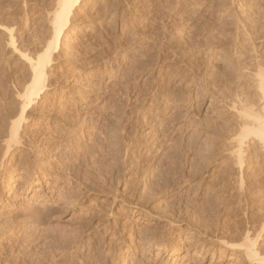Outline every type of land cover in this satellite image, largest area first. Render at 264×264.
I'll list each match as a JSON object with an SVG mask.
<instances>
[{"label":"rangeland","instance_id":"obj_1","mask_svg":"<svg viewBox=\"0 0 264 264\" xmlns=\"http://www.w3.org/2000/svg\"><path fill=\"white\" fill-rule=\"evenodd\" d=\"M171 1L172 3H170ZM177 1L85 0L82 9H79L77 15L73 17L64 39L65 46H61L59 52L53 55L54 67L50 74L52 76L50 88L52 97L49 100V106L35 107L27 117L29 120L27 123H30L29 127L37 131L38 135L41 132L42 135L39 136H42L43 139L48 135L44 142L48 140L50 142H45L49 143L46 146L42 140L40 141L42 143L39 142L40 144L37 145L40 150L44 149V153L43 149L41 150L43 154L48 152L47 156L43 157L40 152L36 155L43 158L45 165L54 162L55 166L57 162L55 157L59 158L60 162L64 159L62 163H59V166L63 165L61 171H65L67 174L71 171L72 174H65L59 182L53 183L47 181V176L43 177L42 173H31L33 181L28 184V180L24 177L26 176L24 174L25 169L19 164V161L25 160L26 157L23 155L26 156L27 151L25 154L23 152L16 153L14 157L8 155L11 161L6 165L7 167L5 166L6 169L0 171V245L4 246L3 249L6 251L5 253L3 250V255H0V264H26L20 259L17 261L15 255L18 253L13 252L12 254V249L10 252V247L7 246V239L14 238L15 234L18 233V237L21 236V238L26 239L23 240L25 243L21 239L22 249L27 248L26 250L31 255L27 264H31L34 260L37 261L38 257L42 259L40 264H43V235L41 232L33 233L28 225L21 221L23 218L20 220V224L9 222L8 219L13 216L14 211L21 204L27 205L30 202H40L46 197L58 198L59 196L63 207L61 212L54 215L50 225L58 234L64 233L66 235L65 231L66 233L69 232L71 236L80 233L82 242L86 244L92 242L93 247L90 248V251L86 248V253L89 255L88 264H236V262L241 261L240 251L232 250L231 246H222L223 256L219 257L220 253L218 252L213 257L212 247L216 241L222 238V234H219L216 227H214L216 232L211 229L206 230V225H215L217 222L218 224L222 222V225L229 219L231 221L235 219L244 221L241 212L237 214V217L227 215V209L238 205L237 196L231 197L234 192L238 191L237 179L232 181V186L227 188L229 190L221 189L224 183H222L220 176L225 169L223 167L230 158L229 152L234 146L231 144L232 142L228 141V137L232 136V129L235 127L234 110H229L224 106L227 105L226 101L229 99L226 100L224 97L230 94L228 97L233 95L232 98H235L238 82L236 66L240 67L246 62L253 66L255 61V59L254 61L250 60L253 57L248 56L249 51L247 47H243L244 43L240 42L239 45H236V28H233L232 22L235 21V17L241 15L249 21L247 25L245 24L249 29L246 28L249 30L248 32L254 30H252L253 33L251 31L252 37L256 39L253 41L257 42L254 44L255 46L261 44L260 51H263L261 55H264V49L261 50L264 48V6H262L264 0L228 1L227 5L230 8L232 5L233 9L215 5L219 0H214L216 3L213 0H211L212 2L207 0L210 1L209 6L211 8L203 6L204 2L201 4L203 0L200 2L199 0H186V5L185 3L184 6L182 5L183 7L187 6L182 9L185 10L186 15L183 11L184 14L181 12L185 17H180L182 16L180 12L176 13ZM56 2V0H0L1 118L4 114L12 113L19 108V104L14 98L16 96L15 89L27 80L25 77L28 74L27 65L13 51L10 45V36H8L7 31L5 32V29H14L16 44L23 52L26 49L40 52L42 46L44 51L49 41L47 39H50L52 33L50 16L54 12ZM175 2L177 3L176 6ZM191 3L195 5L194 8L190 5ZM170 5H172V9ZM193 10L195 11L194 14ZM236 10L240 11V14ZM229 11L233 13L231 14ZM258 12L263 14H256ZM169 13L172 14V18ZM202 15L207 16L204 18ZM179 17L189 21L182 24ZM69 34L72 36H68ZM188 35H190V39L191 36L194 39L192 38L191 41ZM168 36H172L171 39ZM218 38H222L223 43L221 41L219 43ZM184 39L187 42H192L186 43H190V48H188L189 45L183 46L186 42ZM172 40H175L176 43H171V46H168V41L173 42ZM237 47H239L238 54L234 52V48L236 50ZM160 51L162 52L160 53ZM165 53L166 56L164 57ZM197 56L201 59L206 58L207 61L201 60ZM249 57L250 59H248ZM165 58L167 59L165 60ZM194 59L198 60L197 63ZM250 61H253L252 64ZM240 62L241 65H239ZM234 63L235 68L232 66ZM245 82H241L243 84L241 86L244 87ZM154 92L159 96L160 102L157 101V105L153 103ZM222 93H225L226 96ZM222 98L225 100V104L220 102L223 100ZM218 99L219 102H217ZM75 111L77 112L75 113ZM3 112L4 114H2ZM75 116L77 117L75 118ZM1 118L0 123L2 122ZM102 119L108 120L104 122ZM93 122L96 131L91 128ZM229 124L233 128H229ZM89 128L94 132L90 131ZM220 128L226 132L221 131ZM53 130L57 135L60 134V131L64 132H61V137L60 135L57 136V138L59 137V141H57L59 144L56 142L57 145L54 144L55 139L52 135L55 136L56 133L54 134ZM97 130L105 134L102 136L99 132L96 134ZM88 133L96 134L95 137L98 139L94 136L90 137ZM119 135H122L121 139L118 137ZM71 138L72 140H70ZM119 139L121 143H118L120 141L117 142ZM0 145V157H2L4 147L2 144ZM51 145L57 146L56 148L59 150H54L56 148ZM78 145L82 146L81 151L77 147ZM111 145L113 148L110 147ZM228 145L229 148L226 149L225 146L228 147ZM68 149L70 152L67 151ZM71 151L74 153L73 157ZM36 155L29 154L30 161L35 160ZM261 155L259 154L258 158L257 156L252 157L250 164L246 166L244 177L246 176L247 183L243 180L244 187L249 186V183L251 185L260 184L258 183L259 179L261 180L260 169H264V156ZM209 156L212 157L211 160ZM73 158L75 159L73 160ZM70 163L75 167L70 166ZM41 164L42 162L39 161L38 165L42 167ZM64 166L69 167V169L72 168L68 172L69 169ZM151 166L153 169L155 168L152 172L148 175L140 174L138 177V168L145 172ZM50 167L53 165H50L48 169ZM56 167L58 168V166ZM162 170L169 172L171 182L165 183L161 180L163 179L161 173L164 172ZM121 172L124 173L123 176ZM154 173L157 174L156 179L159 181V183L156 181V186L149 184ZM172 173L175 174V177ZM232 173L236 172L233 170ZM251 173L254 175L252 178H250ZM158 177L160 178L158 179ZM179 180H181L180 184ZM58 186L63 188V192L53 191V188ZM235 189L237 190L235 191ZM261 201L264 202V194L258 197L254 201L255 203H251V206L254 204L251 208V214L264 217V206ZM174 220L176 224H179L176 225ZM172 221L173 224L170 225ZM10 225H13L14 229ZM252 234V237L257 235ZM241 239L230 241V243L242 244L244 241ZM83 250L85 251V248ZM238 264L244 263L239 262Z\"/></svg>","mask_w":264,"mask_h":264},{"label":"bare ground","instance_id":"obj_2","mask_svg":"<svg viewBox=\"0 0 264 264\" xmlns=\"http://www.w3.org/2000/svg\"><path fill=\"white\" fill-rule=\"evenodd\" d=\"M57 2H56V5H55V9H54V12L51 14V27H52V33H51V37H50V39H47V40H49L48 41V44H47V46L45 47V50L43 51V46L40 48L41 50H39L40 52H38L37 50L35 51H30L29 49H26L25 50V52H23V50H21L20 48H18L19 46H17V44H16V40H15V36H14V32H13V30L14 29H9V30H6L5 28V32L7 31V33H8V36H10V45H11V47L13 48V51L16 53V54H18L19 55V57H20V59L24 62V64H26L27 65V68H28V76L26 75V77H25V79H27L24 83H22L21 85L19 84L18 86H17V88L15 89L16 90V92H15V101L19 104V108L17 109V110H15L14 112H8V113H6V115L4 114V112L2 113V114H4V116L1 118L2 119V122L0 123V144H2L3 145V147H4V150L2 149V157H0L1 159H0V171H1V169H4L5 168V166L6 165H8L9 163H10V161L11 160H9V156H13L14 157V154H16V153H22L23 152V154H25L26 153V151H27V154H26V156H24L23 155V157H26L25 158V160H21V162L19 161V164H21L23 167H24V174L26 175V176H24V177H26V180H28V184H31L32 183V181H33V178L31 177V173H35V174H38V173H42L43 174V177H46L47 176V178H48V180L47 181H49V182H53V183H56V182H59L63 177H64V175L65 174H67V173H65V171L63 172V171H61V169H62V167H63V165L61 164V166H59V163H62L63 162V160H62V162H60V160H58L59 158H57V157H55L56 159H57V162L55 163V166H54V162H50L49 164L48 163H46L47 165H45V163H43V158H41V156H37L36 154L38 153V152H40L41 154H43L44 153V149L42 150L43 151V153H42V151L37 147V145H38V143L40 142V141H42L43 140V142H44V140L46 139V137L48 136V135H46V137H45V139H43V138H41L39 135L41 134V132H39V135H38V133H37V131H35V130H32L30 127H29V125H30V123H27V121H29L28 119H27V117L29 116V113L31 112V110H33L35 107H39V108H43L44 106L46 107V106H49L48 105V103H49V100L51 99V97H52V95H51V78H52V76L50 75L51 74V72H53V62H54V54H56L57 52H59L58 50L61 48V46H65V41H64V39H65V36L67 35V32H68V27L70 26V23H71V20L73 19V17H75L76 15H77V13H78V11H79V9H82V7H83V3H84V1L85 0H56ZM174 1V0H173ZM211 1V0H210ZM210 1H207V0H203L202 1V3L201 4H203V2H204V4H203V6H209L210 5ZM214 1V0H213ZM228 1H231V0H219V2H217V3H219V4H217L215 1H214V3H216L215 5H217V6H226V8H229V9H231L232 8V5H231V8L229 7V5H227L229 2ZM242 1V0H241ZM178 2V5H177V3L175 4V6H176V9H177V7H178V9H177V11H176V13L178 14V12H180V14H181V12L183 11L184 13H185V15H186V12H185V10H182V9H185L186 7H183L184 6V3L186 2V0H178L177 1ZM193 2V1H192ZM196 2H198V1H196ZM199 2H200V0H199ZM212 2V1H211ZM232 2H234V1H232ZM231 2V3H232ZM259 2V1H258ZM170 3H172V1L170 2ZM187 3H189V2H187ZM213 3V4H214ZM236 3V2H235ZM161 4V3H160ZM159 4V5H160ZM197 4V3H196ZM233 4V3H232ZM183 5V6H182ZM185 5H186V3H185ZM188 5V4H187ZM191 6H193V8H194V6L195 5H193L192 3L190 4ZM200 5V4H199ZM54 6V5H53ZM172 5H170V7H171ZM174 6V5H173ZM174 6V7H175ZM262 6H264V5H262ZM159 7V6H158ZM201 7H202V5H201ZM210 7V6H209ZM218 7V8H219ZM242 7V6H241ZM165 8V7H164ZM173 7H171V9H172ZM203 8V7H202ZM201 8V9H202ZM211 8V7H210ZM224 8V7H223ZM223 8H221V9H223ZM238 8V7H237ZM263 8V7H262ZM166 9V8H165ZM168 9V8H167ZM192 9V8H191ZM196 9V8H195ZM194 9V10H195ZM198 9H200V8H198ZM198 9H197V11H198ZM233 9V8H232ZM241 9V8H240ZM248 9V8H247ZM253 9V8H252ZM251 9V10H252ZM260 9V8H259ZM162 10V9H161ZM174 10V9H173ZM173 10H172V12H173ZM188 10V9H187ZM186 10V11H187ZM193 10V14L195 13V11ZM242 10V9H241ZM250 10V9H249ZM190 11V10H189ZM196 11V12H197ZM209 11V10H208ZM235 11V10H234ZM237 11V10H236ZM245 11V10H244ZM167 13H168V11H166ZM182 12V13H183ZM199 12V15H201V13H200V11H198ZM214 12H215V10H214ZM219 12V11H218ZM226 12V11H225ZM230 12V11H229ZM237 12H239V14H240V11H237ZM236 12V13H237ZM253 12V11H252ZM262 12H263V10H262ZM183 13V14H184ZM190 13V12H189ZM231 14L233 13V12H230ZM235 13V12H234ZM255 13V12H254ZM260 12H258V13H256V14H259ZM183 14H181L182 16H180V17H185ZM187 14H188V12H187ZM192 14V13H191ZM216 14V13H215ZM245 14V13H244ZM260 14H263V13H260ZM166 15H168V14H166ZM169 15H170V17H171V15L172 14H170L169 13ZM189 15V14H188ZM198 15V16H199ZM211 15H212V11H211ZM236 15H238V13L236 14ZM252 15V14H251ZM207 16V15H206ZM206 16L204 17L203 15H202V17H204V18H206ZM230 16V15H229ZM233 16V15H232ZM231 16V17H232ZM247 16V15H246ZM249 16V15H248ZM173 17H175L174 15H173ZM177 17V16H176ZM179 17V18H180ZM191 17V16H190ZM212 17V16H211ZM211 17H209V18H211ZM233 17H235V15L233 16ZM232 17V18H233ZM250 17V16H249ZM262 17H263V15H262ZM172 18V17H171ZM201 18V17H200ZM204 18H203V20H204ZM237 18V19H236ZM253 18V17H252ZM261 18V17H260ZM169 19V18H168ZM181 20H180V22H182V24H185L186 23V21H189V20H185V18H180ZM195 19V18H194ZM235 19V21L234 22H232L233 21V19H232V24L234 25H232L231 23V25L233 26V28L235 27L236 28V40H235V43H236V45H239V43L240 42H242V43H244V46L243 47H247V49H248V56H251V58L252 59H250V57L248 58V59H250V60H253L254 61V59H255V61H254V64H252V62L250 63V64H252L253 66H251V65H249V62L247 63H244V62H242V63H244L243 65H241V62L239 63V65H241L240 67H237L236 66V68H237V71H236V69H235V71H236V77L238 78V82H237V86H236V88H237V91H236V93H235V98L233 99L232 98V96L231 97H224V96H222V97H224V99H228L226 102H227V105L225 104V100L223 99V100H220V102L223 104H225L224 106L226 107V108H228L229 110L230 109H233L234 111V122H235V127L233 128V126H231L230 124V127L229 128H233L232 129V133H230V134H232V136L230 137H228L229 138V140L228 141H230V142H232L231 144H234V146H233V149L231 148V152H229V159H228V161H227V164H225V166L223 167V168H225L224 169V171H223V173H222V175L220 176V178H221V180H222V183H224V184H222L223 186H221L222 188V190H224L225 191V189H227V188H230V186H232V181H235L236 179H237V183H239V187H238V191L235 193H231L230 195H231V197H236L237 199H238V205L236 206V207H234V208H230V209H227V215H230V216H233V217H237V214L239 213V212H241L242 214H243V220L244 221H242V220H237V219H235L234 221H231L230 219L228 220V221H226L225 223H223L222 225H221V223H219L218 224V222L217 223H215V225H206V230L208 229V231H209V229H211V230H213V232L215 231L216 232V230L219 232V234H222V238L221 239H217L218 241H216L215 242V244H214V242H213V247H212V245H211V247H212V252H213V257L216 255V253H220V255H219V257L220 256H223L222 254H223V251L221 250V247L222 246H226V247H228V246H231V248H233L232 250H236V251H240V253H241V261H239L240 263H244V264H264V234H262L263 232H264V217H261V216H257L256 214H251V208H253V206H254V204L251 206V203L252 202H254L258 197H261L263 194H264V169H260V177H261V180L259 179V181H262V182H259L258 181V183H260V184H253V185H251V183H249L250 185L249 186H243V185H245L244 184V181L246 182L247 181V179H246V176L244 177V171H245V173H246V166L248 165V164H250V160H251V158L252 157H254L255 158V156H257V158H258V155L260 154H262L263 156H264V58H262V57H264V55H261V54H263L261 51H260V45L258 46V45H256L255 46V44L257 43H255V41H253V40H256V39H254V37H252L253 36V34H251V31L253 30H251L250 32H248L249 30H247V28L249 29V27H247L246 25L249 23V21L247 20V19H245V18H243L242 17V15L241 16H238V17H235L234 18ZM255 19V18H254ZM263 19V18H262ZM49 20H50V18H49ZM177 20V19H176ZM192 20H193V17H192ZM258 20V19H257ZM179 21V20H178ZM245 21H247V23H244ZM253 21H255V20H253ZM263 21H264V19H263ZM262 22V21H261ZM169 23H171V22H169ZM175 23V22H174ZM254 23V22H253ZM253 23H252V26H253ZM173 24V23H172ZM179 24V23H178ZM181 24V23H180ZM181 24V25H182ZM229 24V25H230ZM246 24V25H245ZM251 25V24H250ZM176 26H177V24H176ZM247 27V28H246ZM1 28V27H0ZM179 28V27H178ZM252 28V27H251ZM259 28V27H258ZM3 29V28H2ZM254 31V30H253ZM253 31H252V33H253ZM259 31H261V30H259ZM175 32V31H174ZM221 32H222V30H221ZM185 33V32H184ZM223 33H224V31H223ZM222 33V34H223ZM262 33V32H261ZM173 34V33H172ZM192 34V33H191ZM221 34V33H220ZM256 34H258V33H256ZM166 35H168V34H166ZM170 35V34H169ZM183 35V34H182ZM224 35H225V33H224ZM254 35H255V32H254ZM68 36H72V34H69ZM173 36V35H172ZM172 36H170V37H172ZM175 37H176V35H174ZM184 36V35H183ZM190 35H188V37H189ZM223 36V35H222ZM226 36H227V33H226ZM164 37V36H163ZM169 37V36H168ZM169 37V38H170ZM49 38V37H48ZM174 38V37H173ZM172 38V39H173ZM183 38V37H182ZM193 37L191 36V39H192ZM226 38H228V37H226ZM263 38V37H262ZM167 39V38H166ZM171 39V38H170ZM189 39H190V37H189ZM190 39V40H191ZM194 39V38H193ZM192 39V40H193ZM219 39V38H218ZM221 39L222 38H220L219 40H217L219 43H220V41H221ZM20 40V39H19ZM18 40V42H20ZM181 40V39H180ZM185 40V39H184ZM191 40V41H192ZM224 40H225V38H224ZM173 41V40H172ZM186 41V40H185ZM191 41H188V42H191ZM207 41V40H206ZM257 41H258V39H257ZM162 42V41H161ZM174 42H175V40L173 41V42H170V41H168V46H171V43L172 44H174ZM187 41L186 42H184V45L183 46H188L189 44H186V43H188ZM208 42V41H207ZM216 42V41H215ZM222 43H223V41H221ZM260 42H261V40H260ZM169 43H170V45H169ZM176 43V42H175ZM179 43V42H178ZM192 43V42H191ZM210 43V42H209ZM221 43V44H222ZM255 43V44H254ZM206 44V43H205ZM161 45V44H160ZM166 45V44H165ZM166 45V46H167ZM22 46V45H21ZM25 46V45H24ZM175 46V45H174ZM248 46H249V48H248ZM178 47H180V46H178ZM199 47V46H198ZM201 47V46H200ZM262 47V46H261ZM264 47V46H263ZM163 48H164V46H163ZM165 48H167V47H165ZM172 48H174V47H172ZM188 48H190V45H189V47ZM238 48L239 47H237V49L235 50V48H234V52H237L238 51ZM178 49H180V48H178ZM183 49V48H182ZM192 49V48H191ZM264 48H262L261 50H263ZM164 50V49H163ZM162 50V51H163ZM166 50V49H165ZM169 50H171V48H169ZM176 50V49H175ZM200 50V49H199ZM22 51V52H21ZM162 51H160V53L162 52ZM173 51V50H172ZM182 51V50H181ZM180 51V52H181ZM184 51V50H183ZM182 51V52H183ZM190 51V50H189ZM189 51H187V52H189ZM159 52V51H158ZM175 52V51H174ZM173 52V53H174ZM179 52V53H180ZM203 52V51H202ZM201 52V53H202ZM205 53V52H204ZM247 53V52H246ZM172 54V53H171ZM208 54V53H207ZM237 54H238V52H237ZM164 55V54H163ZM162 56V55H161ZM166 56V53H165V55H164V57ZM169 56V55H168ZM168 56H167V58H168ZM177 56V55H176ZM186 56V55H185ZM183 57V58H186V57ZM189 56V55H188ZM247 56V57H248ZM262 56V57H261ZM157 57H160V56H157ZM175 57V56H174ZM191 58L193 57V56H190ZM195 57V56H194ZM198 57V56H197ZM207 57H209V56H207ZM212 57V56H211ZM239 57V56H238ZM237 57V58H238ZM57 58V57H56ZM151 58V57H150ZM155 58V57H154ZM153 58V59H154ZM161 58V57H160ZM159 58V59H160ZM162 58H163V56H162ZM167 58H165V60L167 59ZM176 58V57H175ZM191 58H190V60H191ZM199 59H201L200 57H198ZM210 58V57H209ZM209 58H207V59H209ZM153 59H152V61H153ZM197 59V58H196ZM196 59H194L195 60V62L197 63V61L198 60H196ZM204 58H202L201 60H203ZM214 59V58H213ZM57 60V59H56ZM151 60V59H150ZM156 60V59H155ZM173 60V59H172ZM204 60H206V58L204 59ZM246 60H247V58H246ZM245 60V61H246ZM169 61V60H168ZM200 61V60H199ZM207 61V60H206ZM211 61V60H210ZM244 61V60H243ZM163 62H164V60H163ZM201 62H203V61H201ZM201 62H199V63H201ZM205 62V61H204ZM214 62V61H213ZM149 63V62H148ZM148 63H147V65H148ZM155 63V62H154ZM152 64V63H151ZM163 64V63H162ZM210 64V63H209ZM154 65H157V64H154ZM205 65V64H204ZM207 65V64H206ZM237 65V64H236ZM238 65V66H239ZM56 66V65H55ZM203 66V65H202ZM232 66H234V68H235V63L232 65ZM193 68V67H192ZM191 70V69H190ZM234 70V69H233ZM192 71V70H191ZM234 72V71H233ZM27 73V72H26ZM193 73V72H192ZM53 74V73H52ZM16 75V74H15ZM17 76V75H16ZM55 76V75H54ZM62 77V76H61ZM66 77V76H65ZM235 77V76H234ZM235 77V78H236ZM17 78V77H16ZM230 79V78H229ZM60 80V79H59ZM194 80V79H193ZM202 80V79H201ZM204 80V79H203ZM233 80V79H232ZM54 81V80H53ZM197 81V80H196ZM246 81V82H245ZM234 82H235V80H234ZM233 82V83H234ZM241 82H245L246 84H244L245 86V88L243 87V86H241ZM195 83V82H194ZM235 84V83H234ZM243 85V84H242ZM16 87V86H15ZM164 88V87H163ZM157 89V88H156ZM155 89V90H156ZM146 90V89H145ZM145 90H143V91H145ZM229 92V91H228ZM54 93H55V91H54ZM138 93V92H137ZM155 93V92H154ZM208 93V92H207ZM148 94V93H147ZM225 95V93H222V95ZM124 95V94H123ZM219 95V94H218ZM125 96V95H124ZM127 96V95H126ZM226 96V95H225ZM130 97V96H129ZM153 97H154V102L153 103H156L157 101H159L158 99V94L157 93H155L154 95H153ZM153 97H152V99H153ZM123 98V97H122ZM217 98H219V97H217ZM55 99H56V97H55ZM220 99V98H219ZM219 99L217 100V102H219ZM124 100V99H123ZM161 100V99H160ZM126 101V100H125ZM178 101V100H177ZM215 101V100H214ZM160 102V101H159ZM158 102V103H159ZM229 102V103H228ZM177 103V102H176ZM201 103V102H200ZM214 103H216V101L214 102ZM53 104V103H52ZM152 104V103H151ZM197 104V103H196ZM213 104V103H212ZM219 104V103H218ZM156 105H157V103H156ZM8 106V105H7ZM54 106V105H53ZM215 106V105H214ZM55 107V106H54ZM194 107V106H193ZM224 107V108H225ZM11 108V107H10ZM95 108V107H94ZM3 109V108H2ZM6 109V108H5ZM54 109V108H53ZM90 109V108H89ZM93 109V108H92ZM96 109V108H95ZM151 109H152V107H151ZM57 110V109H56ZM217 110V109H216ZM223 110H225V109H223ZM222 110V111H223ZM227 110V109H226ZM13 111V110H12ZM73 111V110H72ZM86 111V110H85ZM95 111V110H94ZM152 111V110H151ZM217 111H219V110H217ZM61 112V111H60ZM65 112V111H64ZM77 111H75V113H76ZM150 112V111H149ZM80 113V112H79ZM96 113V112H95ZM223 113V112H222ZM221 113V114H222ZM225 113V112H224ZM64 114V113H63ZM67 115H68V113H66ZM65 114V115H66ZM108 114V113H107ZM110 114V113H109ZM220 114V115H221ZM71 115V114H70ZM72 115H74V114H72ZM104 115V114H103ZM146 115V114H145ZM157 115V114H156ZM189 115V114H188ZM226 115V114H225ZM233 115V114H232ZM2 116V115H1ZM57 116V115H56ZM78 116V115H77ZM77 116H75V118L77 117ZM82 116V115H81ZM102 116V115H101ZM105 116V115H104ZM150 116H151V114H150ZM103 117V116H102ZM147 117V116H146ZM226 117V116H225ZM64 118V117H63ZM79 118V117H78ZM105 119V118H104ZM111 119V118H110ZM146 119V118H145ZM74 120V119H73ZM107 120L108 119H106V121H104L103 119H102V121H104V122H107ZM149 120V119H148ZM75 121V120H74ZM91 121V120H90ZM97 121H99V120H97ZM111 121V120H110ZM78 122H79V120H78ZM84 122V121H83ZM88 122V121H87ZM112 122V121H111ZM144 122V121H143ZM100 123V122H99ZM140 123V122H139ZM145 123V122H144ZM226 123V122H225ZM81 124V123H80ZM87 124H89V122L87 123ZM146 124V123H145ZM155 124V123H154ZM191 124V123H190ZM93 127L95 126L94 125V122H93ZM91 125V126H92ZM97 125V124H96ZM104 125V124H103ZM225 125V124H224ZM228 125V126H229ZM76 126V125H75ZM79 126V125H78ZM77 126V127H78ZM87 126V125H86ZM85 126V127H86ZM99 126V125H98ZM101 126V125H100ZM99 126V127H100ZM150 126V125H149ZM228 126H227V129H228ZM83 127V126H82ZM89 127V126H88ZM93 127H91L93 130L96 128V126L93 128ZM98 127V128H99ZM191 127V126H190ZM223 127H225V126H223ZM75 128V127H74ZM112 128V127H111ZM226 128V127H225ZM31 129V130H30ZM45 129V131H46V128H44ZM43 129V130H44ZM52 129V128H51ZM50 129V130H51ZM107 129V128H106ZM221 129V128H220ZM38 130V129H37ZM59 130V129H58ZM63 130H65V129H63ZM89 130L90 131H93V130H91L90 128H89ZM222 130H224L223 128L221 129V131ZM39 131H41V130H39ZM45 131H42L43 133L45 132ZM48 131V130H47ZM46 131V132H47ZM54 131V130H53ZM70 131V130H69ZM95 131H96V129H95ZM100 131H101V129H100ZM100 131H98L97 130V132H95L96 134L99 132L100 133ZM102 131H104V130H102ZM225 131V130H224ZM45 132V133H46ZM51 132V131H50ZM61 132H63V131H60V134H58V135H60V137H61ZM75 132V131H74ZM94 132V131H93ZM117 132V131H116ZM226 132V131H225ZM228 132V131H227ZM47 133H49V132H47ZM56 132L54 131V134H55ZM59 133V132H58ZM64 133V132H63ZM71 133V132H70ZM86 133V132H85ZM229 133V132H228ZM51 135H52V133H50ZM89 135H90V137L92 136H94L95 137V135H94V133L91 135L90 133H88ZM103 134H105V133H100V135L102 136ZM125 134V133H124ZM42 135V134H41ZM43 135H45V134H43ZM57 133L55 134V136L54 135H52L53 136V139H55V141H54V144L57 142V141H59L58 140V138H57ZM63 135V134H62ZM228 136V135H227ZM80 137V136H79ZM86 137H88V136H86ZM120 139H121V137H122V135L120 136H118ZM125 137H127V136H125ZM51 138V137H50ZM49 138V139H50ZM63 138V137H62ZM68 138H70V137H68ZM83 138V137H82ZM95 138H97V137H95ZM95 138H92V139H95ZM114 138H116L115 136H114ZM165 138V137H164ZM48 139V138H47ZM52 139V138H51ZM64 139V138H63ZM89 139V138H88ZM98 139V138H97ZM118 139V138H117ZM120 139L119 140H117V142L118 141H120ZM123 139H124V137H123ZM227 139V138H226ZM60 140H62V139H60ZM70 140H72V138L70 139ZM126 140V139H125ZM52 141V140H51ZM73 141H74V138H73ZM72 141V142H73ZM91 142L93 141V140H90ZM89 141V143H91ZM128 141V140H127ZM163 141V140H162ZM227 141V140H226ZM45 142H49V140L48 141H45ZM44 142V143H45ZM62 142V141H61ZM88 142V141H87ZM95 142V141H94ZM93 142V143H94ZM96 142H97V140H96ZM169 142V141H168ZM218 142V141H217ZM40 143H42V142H40ZM39 143V144H40ZM50 143V142H49ZM49 143L47 144V143H45V145L47 144V145H49ZM58 144H59V142H57ZM57 143L55 144V145H57ZM92 143V144H93ZM113 143V142H112ZM118 143H121V141L120 142H118ZM126 143V142H125ZM167 143V142H166ZM216 143V142H215ZM223 143H224V141H223ZM51 144H53L52 142H51ZM61 144V143H60ZM72 145H73V143H71ZM75 144V143H74ZM94 144H96V143H94ZM93 144V145H94ZM117 144V143H116ZM154 144V143H153ZM168 144V143H167ZM213 144V143H212ZM46 145V146H47ZM91 145V144H90ZM121 145V144H120ZM119 145V146H120ZM225 145V144H224ZM230 145V144H229ZM229 145H228V147L227 146H225L226 147V149L227 148H229ZM1 146V145H0ZM52 147H55V146H53V145H51ZM62 146V145H61ZM86 146H87V144H86ZM85 146V147H86ZM89 146V145H88ZM118 146V145H117ZM212 146V145H211ZM2 147V148H3ZM44 147V146H43ZM57 147V146H56ZM55 147V148H56ZM77 147H79V149H80V151H81V148H82V146H77ZM76 147V148H77ZM90 147V146H89ZM110 147H112V145L110 146ZM156 147V146H155ZM154 147V148H155ZM162 147V146H161ZM160 147V148H161ZM232 147V146H231ZM40 148H41V146H40ZM49 148H51V147H49ZM48 148V149H49ZM71 148V147H70ZM113 148V147H112ZM224 148V147H223ZM67 149V148H66ZM73 149V148H72ZM78 149V148H77ZM225 149V148H224ZM40 150V151H39ZM50 150H53V149H50ZM54 150H59V149H54ZM63 150V149H62ZM71 150V149H70ZM84 150V149H83ZM160 150V149H159ZM163 150H164V148H163ZM213 150V149H212ZM45 151H46V148H45ZM48 151V150H47ZM66 151V150H65ZM67 151H69V149L67 150ZM75 151H77V150H75ZM74 151V152H75ZM79 151V150H78ZM79 151V152H80ZM126 151H128V150H126ZM162 151V150H161ZM223 151V150H222ZM51 152H53V151H51ZM50 152V153H51ZM58 153H59V151H57ZM63 152V151H62ZM70 152V151H69ZM68 152V153H69ZM77 152L79 155H80V153L82 154V152ZM225 152V151H224ZM223 152V153H224ZM227 152V151H226ZM40 153H38V154H40ZM47 153L48 152H46V154H43V157L44 156H47ZM55 153V152H54ZM58 153H56V154H58ZM153 153V152H152ZM182 153V152H181ZM186 153V152H185ZM195 153V152H194ZM212 153V152H211ZM228 153V152H227ZM29 154H35L36 155V157L34 158L35 160H33V161H30V158L28 157L29 156ZM53 154V153H52ZM61 154V153H60ZM59 154V155H60ZM62 154H64V152L62 153ZM125 154H127V153H125ZM180 154V153H179ZM198 154V153H197ZM9 155V156H8ZM55 155V154H54ZM69 156H70V154H68ZM71 155H72V157H73V155H74V153H73V151H71ZM128 155V154H127ZM150 155V154H149ZM155 155V154H154ZM224 155V154H223ZM261 155V156H262ZM48 156H50V155H48ZM53 156V155H52ZM64 156V155H63ZM69 156H68V158H69ZM77 157H79L78 155H76ZM76 156H74V157H76ZM186 156V155H185ZM215 157H216V155H214ZM227 156V157H228ZM61 157V156H60ZM77 157H76V159H77ZM137 157V156H136ZM163 157V156H162ZM161 157V158H162ZM166 157V156H165ZM183 157V156H182ZM195 157V156H194ZM209 157H211V156H209ZM212 157H213V155H212ZM212 157L210 158V160L212 159ZM22 158V157H21ZM67 158V157H66ZM71 158V157H70ZM124 158H125V156H124ZM139 158V157H138ZM143 158V157H142ZM148 158L150 159V157L148 156ZM191 158V157H190ZM205 158V157H204ZM253 158V159H254ZM75 158H73V160H74ZM137 159V158H136ZM144 159H145V157H144ZM154 159V158H153ZM160 159V158H159ZM187 159H189V158H187ZM208 159V158H207ZM20 160V159H19ZM50 160V159H49ZM48 160V161H49ZM52 160V159H51ZM79 160V159H78ZM166 160H167V158H166ZM206 160V159H205ZM264 160V159H263ZM39 161H41L42 162V167L40 166V165H38L39 164ZM54 161V160H53ZM161 161H162V159H161ZM160 161V162H161ZM176 161V160H175ZM200 161V160H199ZM204 161V160H203ZM220 161H222V160H220ZM45 162H46V160H45ZM68 162V161H67ZM66 162V163H67ZM70 162V161H69ZM139 162V161H138ZM174 162V161H173ZM176 162H178V161H176ZM197 162V161H196ZM201 162V161H200ZM207 162V161H206ZM226 162V161H225ZM73 163H76V162H73ZM123 163H124V161H123ZM140 163V162H139ZM149 163V162H148ZM167 163V162H166ZM209 163V162H208ZM138 164V163H137ZM151 164V163H150ZM162 164V163H161ZM221 164V163H220ZM258 164H260V163H258ZM257 164V165H258ZM52 166L53 165V167H50L49 169H48V167L49 166ZM66 165V164H65ZM153 165V164H152ZM21 166V167H22ZM56 166H58V168L56 167ZM68 166V165H67ZM67 166H64V167H66L67 168ZM70 166H73V167H75L73 164L71 165V163H70ZM163 166H164V164H163ZM171 166V165H170ZM198 166V165H197ZM209 166V165H208ZM211 166V165H210ZM221 166H222V164H221ZM250 166V165H249ZM7 167V166H6ZM139 167V166H138ZM156 167V166H155ZM193 167V166H192ZM199 167V166H198ZM66 168H64V169H66ZM72 167H70V169H71ZM126 168V167H125ZM165 169L167 168V167H164ZM163 168V169H164ZM171 168V167H170ZM174 168V167H173ZM172 168V169H173ZM178 168V167H177ZM220 168V167H219ZM222 167H221V169H223ZM255 168H257V167H255ZM6 169V168H5ZM63 169V170H64ZM67 169H69V167L67 168ZM66 169V170H67ZM70 169L68 170V172L70 171ZM128 169V168H127ZM155 169V168H154ZM153 166H151V167H149L148 168V170H146L145 172H142V170L143 169H140V168H138V177L140 176V174L141 175H148V173H150V172H152L153 170ZM156 169H157V167H156ZM160 169H161V167H160ZM212 169V168H211ZM234 170L236 173H232V171H230V170ZM47 170V171H46ZM129 170V169H128ZM177 170V169H176ZM229 170V171H228ZM121 171V170H120ZM123 171V170H122ZM127 171V170H126ZM125 171V172H126ZM131 171V170H130ZM144 171V170H143ZM160 171V170H159ZM162 171H164V170H162ZM161 171V172H162ZM171 171V170H170ZM190 171V170H189ZM188 171V172H189ZM191 171H192V169H191ZM200 171V170H199ZM247 171H249L248 170V168H247ZM124 172V171H123ZM134 172V171H133ZM172 172H174V171H172ZM178 172V171H177ZM214 172V171H213ZM70 174H72L71 173V171L69 172ZM68 173V174H69ZM122 173V172H121ZM155 173H157L156 171H155ZM153 174V178H152V180H150V182H149V184L150 185H157V182L159 183V181H157V179H156V177H157V174ZM169 172L166 170V171H164L163 173H161V174H163V179H161L162 181H165V183L166 182H171L170 180H172L171 179V175H169L168 174ZM176 173V172H175ZM199 173V172H198ZM212 173V172H211ZM217 173V172H216ZM221 173V172H220ZM253 173V172H252ZM251 173V174H252ZM67 174V175H68ZM123 174L124 173H122V176H123ZM167 174V175H166ZM174 173H172V175H173ZM250 174V175H251ZM257 174V173H256ZM194 175V174H193ZM246 175V174H245ZM248 175V174H247ZM136 176H137V174H136ZM161 176V175H160ZM179 176H181V175H179ZM187 176V175H186ZM209 176V175H208ZM207 176V177H208ZM254 175L252 174V176H250V178H252ZM255 176H257V175H255ZM259 176H257V177H259ZM142 177H144V176H142ZM141 177V178H142ZM173 177H175V174H174V176ZM177 177V176H176ZM182 177H183V175H182ZM181 177V178H182ZM188 177V176H187ZM213 177H215V176H213ZM248 177V176H247ZM22 178V177H21ZM121 178V177H120ZM140 178V179H141ZM145 178V177H144ZM160 177H158V179H159ZM179 178V177H178ZM177 178V179H178ZM210 178V177H209ZM212 178V177H211ZM210 178V179H211ZM246 180H245V179ZM249 178V177H248ZM250 178H249V181H250ZM255 178V177H254ZM176 179V178H175ZM183 179V178H182ZM189 179H190V177H189ZM189 179H187V180H189ZM210 179H208V180H210ZM213 179V178H212ZM219 179V178H218ZM137 180L139 181V178H137ZM186 180V181H187ZM198 180V179H197ZM206 180V179H205ZM244 180V181H243ZM253 180V179H252ZM256 180V179H255ZM134 181V180H133ZM157 181V182H156ZM178 181V180H177ZM181 180H179V184L181 183L180 182ZM212 181V180H211ZM248 181V182H249ZM135 182V181H134ZM140 182V181H139ZM138 182V183H139ZM251 182V181H250ZM257 182V181H256ZM136 183H137V181H136ZM164 183V182H163ZM188 183V182H187ZM211 183V182H210ZM233 183H235V182H233ZM247 183V182H246ZM255 183V182H254ZM148 184V185H149ZM190 184V183H189ZM236 184V183H235ZM183 185V184H182ZM238 185V184H237ZM171 186V185H170ZM235 186V185H234ZM235 188V187H234ZM63 189V188H62ZM59 186L57 187V188H53V191H56L57 193H59L58 191H62L63 192V190H62ZM227 190H229V189H227ZM237 189H235V191H236ZM148 191V190H147ZM215 191V190H214ZM218 191V190H217ZM232 191V190H231ZM230 191V192H231ZM233 191H234V189H233ZM232 191V192H233ZM213 192V191H212ZM228 192V191H227ZM229 193V192H228ZM60 195V194H59ZM229 195V194H228ZM60 197V196H59ZM55 198V197H46L45 199H43L42 201H40V202H38V201H36V202H30V203H28L27 205H20V207H18L15 211H14V213H13V216H11V218H9L8 219V221L9 222H14V223H18V224H20L21 222H20V220L23 218V220H21L22 222H25L27 225H28V227L30 228V230L33 232V233H35V232H41V234L43 235V264H88L89 262H87V260H88V254L86 253V248L87 249H89V251H90V248L91 247H93V244H92V242L91 243H84V242H82V239H81V236H80V233L78 234H72V236L69 234V232L68 233H66V231H65V234L66 235H64V233L63 234H58V233H56L55 232V230L53 229V227H52V225H50V223H51V220H53L52 218L54 217V215L55 214H57V213H59V212H61V209H62V204L63 203H61V200H60V198ZM194 197V196H193ZM223 198V197H222ZM227 199V198H226ZM231 199V198H230ZM219 200V199H218ZM224 200V199H223ZM254 200V201H253ZM191 200H189V202H190ZM192 202V201H191ZM217 202V201H216ZM221 202V201H220ZM228 202V201H227ZM262 202V203H261ZM260 203L264 206V202L263 201H261ZM182 203V202H181ZM219 203V202H218ZM221 203H224V202H221ZM230 203V202H229ZM236 203V202H235ZM255 203V202H254ZM186 204H188V203H186ZM217 204V203H216ZM218 206V205H217ZM227 206V205H226ZM262 206V207H263ZM205 207V206H204ZM219 207H221V206H219ZM228 207V206H227ZM64 209V208H63ZM206 209V208H205ZM174 210V209H173ZM219 210V209H218ZM264 210V209H263ZM226 211V210H225ZM189 212V211H188ZM211 212V211H210ZM212 213V212H211ZM240 213V214H241ZM258 213V212H257ZM261 213V212H260ZM12 214V213H11ZM178 214V213H177ZM217 215V214H216ZM0 216H1V214H0ZM239 216V215H238ZM241 216V215H240ZM239 216V217H240ZM231 218V217H230ZM177 219V218H176ZM179 219V218H178ZM239 219V218H238ZM171 221V220H170ZM180 221H182V220H180ZM179 221V222H180ZM187 221V220H186ZM176 221L174 220V223H175ZM177 222H178V220H177ZM183 222V221H182ZM205 222V221H204ZM211 222V221H210ZM214 223V222H213ZM6 224V223H5ZM25 224V225H26ZM173 224V221H172V223H170V225H172ZM176 224V223H175ZM179 223H177L176 225H178ZM212 224V223H211ZM8 225V224H7ZM24 225V224H23ZM169 225V224H168ZM13 226V225H12ZM12 226L10 225V227L12 228ZM22 226V225H21ZM174 226V225H173ZM172 226V227H173ZM199 226V225H198ZM26 227V226H25ZM165 227H166V224H165ZM172 227H171V229H172ZM179 227V226H178ZM185 227V226H184ZM209 227H211V228H209ZM214 227H216V230L214 229ZM6 228V227H5ZM24 228V227H23ZM205 228V227H204ZM13 229H14V226H13ZM20 229V228H19ZM59 229V228H58ZM150 229V228H149ZM167 229V228H166ZM170 229V228H169ZM180 229H181V227H180ZM18 230V229H17ZM29 230V229H28ZM60 230V229H59ZM63 230H65V229H63ZM62 230V231H63ZM155 230V229H154ZM61 231V230H60ZM71 231V230H70ZM77 231V230H76ZM80 231V230H79ZM168 231H170V230H168ZM168 231H166V232H168ZM253 231V232H252ZM254 231H257L256 233L254 232ZM9 232V231H8ZM21 232V231H20ZM64 232V231H63ZM157 232V231H156ZM206 232V231H205ZM4 233V232H3ZM22 233V232H21ZM32 233V234H33ZM38 233V234H39ZM180 233V232H179ZM203 233H204V231H203ZM208 233V232H207ZM252 233H254V234H257V235H254L255 237H252L253 236V234ZM19 234V233H18ZM18 234L16 235L15 234V237L14 238H8L7 239V246H8V248H9V251L12 249V254H13V252H15V253H18V255H15L16 256V258L18 259L17 261H19V259H20V261L21 262H23V263H26L27 264V262H28V258H29V256H31L30 255V252H28L26 249L25 250H23L22 248L23 247H21V239H22V242L23 243H25L23 240H26L23 236V234H22V237L23 238H21V236L20 237H18ZM155 234V233H154ZM197 234H199V233H197ZM225 235V237H224V235ZM152 235V234H151ZM213 235V234H212ZM4 236V235H3ZM7 236V235H6ZM33 236V235H32ZM170 236V235H169ZM140 237V236H139ZM211 237V236H210ZM1 238H2V236H1ZM195 238V237H194ZM201 238V237H200ZM203 238V237H202ZM219 238V237H218ZM243 239V241L244 242H242V244H232V243H230V241H234V240H239V239ZM140 239V238H139ZM210 239V238H209ZM241 239V240H242ZM1 240V239H0ZM88 240V239H87ZM197 240V239H196ZM215 240V239H214ZM34 241V240H33ZM27 242V241H26ZM87 242V241H86ZM89 242V241H88ZM195 242V241H194ZM198 242H200V241H198ZM236 242V241H235ZM161 243V242H160ZM212 243V242H211ZM30 244H31V242H30ZM198 244V243H197ZM99 245V244H98ZM200 245H202V244H200ZM24 246H25V244H24ZM158 246V245H157ZM196 246V245H195ZM3 247L4 246H1L0 245V255L5 251L4 249H3ZM27 247V246H26ZM29 247V246H28ZM85 248V251L83 250ZM210 249V248H209ZM4 250V251H3ZM30 250V249H29ZM174 250V249H173ZM224 250V249H223ZM17 251H19V252H17ZM226 251V250H225ZM11 252V251H10ZM9 252V253H10ZM32 252V251H31ZM98 252V251H97ZM108 252V251H107ZM5 253H6V251H5ZM7 253H8V250H7ZM11 254V255H12ZM100 254V253H99ZM3 255V254H2ZM5 255V254H4ZM13 255V256H14ZM10 256V255H9ZM9 256H6V257H9ZM38 256V255H37ZM37 256H35V257H37ZM34 257V256H33ZM2 258V257H1ZM31 258V257H30ZM90 258H91V256H90ZM94 258V257H93ZM108 258V257H107ZM3 259V258H2ZM4 260L6 261V258H4ZM15 260V259H14ZM31 260V259H30ZM29 260V261H30ZM34 260V259H33ZM39 260V261H38ZM238 260V259H237ZM4 261V262H5ZM8 261V260H7ZM32 261V260H31ZM30 261V262H31ZM38 261V262H37ZM37 261L36 260H34V262H31V264H40V262H42V259H39V257H38V259H37ZM29 262V263H30ZM91 263H93L92 261H90ZM239 262H236V264H238ZM9 263V262H8ZM94 264V263H93ZM114 264V263H113Z\"/></svg>","mask_w":264,"mask_h":264}]
</instances>
